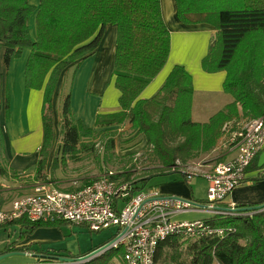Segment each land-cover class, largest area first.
<instances>
[{"label":"trees","instance_id":"16d2710c","mask_svg":"<svg viewBox=\"0 0 264 264\" xmlns=\"http://www.w3.org/2000/svg\"><path fill=\"white\" fill-rule=\"evenodd\" d=\"M175 1L177 16L182 22H215L216 32L202 59V68L206 72L224 70L223 90L233 98L203 123L191 119V77L182 66H174L165 83L153 95L139 98L141 91L163 68L169 53V30L161 15L159 0H38L37 5L29 0H0V50L4 49V63L7 65L28 46L30 52L25 63L24 85L29 89L43 90V138L33 171H29L30 176L34 174L35 183L55 186L50 183L48 174L58 169L59 163L66 161V156L74 159L83 150L91 152L100 162L112 160L115 149V131L112 129L125 124L129 125L130 131L143 136L152 166L142 175L134 176L136 169L132 164L128 169L114 173L113 180L129 184L131 193L144 189L146 180L156 175L179 172L181 177L176 181L187 183L188 172L184 167L189 160L213 150L223 135L225 123L234 117L254 119L264 114V0ZM32 10H35L36 26L33 39L28 28ZM107 24L116 27L113 81L119 91L118 108L98 113L93 126H88L73 116L71 89L69 93H63L62 99L59 98L61 93L57 96L56 111L52 100L61 73L64 71L62 78L71 66L77 70L79 63L95 52ZM56 112L61 115L62 138H57L53 128V114ZM98 137L104 154L94 149ZM48 165L51 166L49 172ZM9 172L13 177L19 175L14 169L0 166L1 177H10ZM107 172L105 169L101 173ZM263 178L264 171H261L255 180ZM96 179L85 178L79 187L59 189L69 192ZM5 193L0 183V210L10 199ZM30 193L32 188L20 197ZM228 203L227 198L218 205L228 211ZM236 206L234 213L205 218L207 223L223 230L220 235L188 238L186 241L171 236L160 241L154 264H264V201ZM52 217L32 220L18 216L1 222L0 227L16 225L18 233L16 240L8 242L0 254L20 252L33 256V264H67L65 259L82 257L119 233L114 224L94 230L82 222ZM62 223L84 225L90 231L109 227H115L116 231L109 240L76 256L52 247L44 248L37 242L24 247L16 245L38 227L60 226ZM113 249L115 252L110 259L103 262H98L104 255L100 253L90 260L73 264H114L123 260V247Z\"/></svg>","mask_w":264,"mask_h":264},{"label":"crops","instance_id":"0c3cea01","mask_svg":"<svg viewBox=\"0 0 264 264\" xmlns=\"http://www.w3.org/2000/svg\"><path fill=\"white\" fill-rule=\"evenodd\" d=\"M29 2L34 5L38 4V0L36 4V0H29ZM159 2L161 15L169 30V53L163 68L141 91L139 98H148L153 95L160 86L165 83L166 77L171 69L176 65L182 66L191 77L190 89L193 98L192 105L195 102V109L192 110L191 107V119L194 122H207L213 114L233 101L232 96L223 90L226 72L224 70L206 72L202 68V59L206 55L210 40L216 32L215 22L186 24L177 16L175 0H159ZM35 32H33V38L35 37ZM115 36V25H105L97 49L91 56L82 60L76 70L77 75L71 89V98L73 99V96H75V101H71V109L75 118H84L81 120L88 126L93 124L96 112H108L118 108V104L116 103L114 106H109L106 102L102 105L107 89L114 86L113 58ZM28 54L26 58H24V56H21V58H12L6 65L3 60V51L2 49L0 50V95L3 96V94H5L7 97V91L10 90L9 101L7 100L5 104L7 110L10 108V119L8 122L6 121L3 124L0 123V128L2 130H0V166H6L4 168L14 169L18 172L25 169L29 170L27 168H31L35 165L38 158L37 151L41 146L43 138V130L41 128L42 121L40 117L43 90L29 89L24 86V65ZM68 70L69 69H67L65 73ZM61 75L52 100L54 111H56L57 107L56 98L62 92L61 86L63 84V79H61ZM116 91L119 95V91L117 89ZM196 94L204 95L203 97H209L211 100L208 110L205 109L204 113L200 114L199 117H197L196 114V107L197 104L201 107V104L197 102L195 97ZM1 102L2 101H0V103ZM13 103H15V111H12L14 107ZM29 111L33 112L34 117L30 123L28 122L30 115ZM239 121L240 120H235L233 122ZM227 123H225L224 126ZM33 129H35L37 135H33ZM224 136H221L212 150L214 151L216 149L217 152L215 151V153H212L211 151L213 156H209L210 158L205 161V163L208 164H200L198 169H209L214 162L225 160L235 154L234 151L228 153L222 146L226 142ZM263 150L264 147L262 151ZM258 155L253 160L255 161V165H252V161L246 168L245 181L232 190L228 196V200H232L236 204L246 205L264 201V178L255 180L256 176L261 171H264V165L262 167H258L257 165ZM9 175L10 177L0 176V183L7 193L20 188L19 181H17L10 172ZM158 188L167 195L171 194L183 198H194L191 187L189 188L182 181L170 180L163 183ZM201 201L202 200H198V202ZM9 203L10 202H7L6 204L8 205ZM188 212H193V210L177 212L175 216L180 219H195L181 216ZM58 238H60V234L57 232L56 227L43 226L27 234L18 245L24 247L30 242L42 244L54 241ZM24 256L32 258V260L34 259L33 256L26 254ZM9 262L3 261L2 264H9Z\"/></svg>","mask_w":264,"mask_h":264},{"label":"built area","instance_id":"2783aa9c","mask_svg":"<svg viewBox=\"0 0 264 264\" xmlns=\"http://www.w3.org/2000/svg\"><path fill=\"white\" fill-rule=\"evenodd\" d=\"M222 146L228 153L234 151L235 154L206 170H186L188 179L196 173L206 181L204 201L167 195L158 188L131 193L129 184L113 180L114 173L109 171L89 185L69 192L35 183L32 193L14 200L8 211L0 210V223L18 216L35 220L52 215L85 223L94 230L114 224L119 233L97 247L100 250L96 256L122 246L124 259L115 264H154L157 245L168 237L199 238L223 233L221 228L207 223L206 219L174 216L188 210L202 211L209 217L235 212L237 206L232 200H229L228 211L218 203L225 201L232 190L245 181L246 168L262 152L264 114L249 120L240 129H232Z\"/></svg>","mask_w":264,"mask_h":264},{"label":"rangeland","instance_id":"374dc122","mask_svg":"<svg viewBox=\"0 0 264 264\" xmlns=\"http://www.w3.org/2000/svg\"><path fill=\"white\" fill-rule=\"evenodd\" d=\"M37 3V0L35 4ZM29 34L33 39V32H35V10H32L30 12L29 18ZM2 48V47H1ZM4 49L2 48V51ZM29 52V47L26 46L21 50V53L18 57H12V58H21V56H24L26 58V55ZM11 58V59H12ZM27 60V59H26ZM26 63V62H25ZM25 69V65H24ZM76 70L74 67L71 66L69 70L63 75L61 79H63V84L61 86L62 92L59 96V98L62 99L63 93H69L70 89H72V86L74 84V80L76 78ZM25 86V85H24ZM118 92L116 91L115 86H111L106 91V96L103 99L102 105L106 102L109 106L118 104ZM204 95L196 94V100L198 103L201 104V107H196V114L197 117L200 116V114L204 113V110H208V106L210 103L209 97H203ZM10 97V90L7 91V97L5 94L3 96L0 95V123H5L6 121L10 119V108L7 110L5 107L6 101H9ZM12 97V96H11ZM193 99V98H192ZM205 99V100H204ZM71 101H75V96H73V99L71 98ZM12 111H15V103ZM52 105L53 101H52ZM59 107L61 108L62 105L58 102ZM112 106V107H113ZM192 110L195 109V102L192 105ZM29 120L30 123L34 117L33 112H30ZM41 107H40V117H41ZM88 113V110H87ZM97 113V112H96ZM95 115L97 116V114ZM101 114L107 113V111H101L99 112ZM75 117V115H73ZM95 116V119H96ZM15 118V117H14ZM53 128L55 135L57 138H62V132L60 130V120L61 115L53 114ZM84 119V118H81ZM94 119V121H95ZM235 120H240L239 122H233ZM251 118H233L229 123L226 124V126H223V135L224 138H228L229 134L231 133V130H237L240 129L242 126H244ZM42 123V122H41ZM94 124V122H93ZM93 124L91 126H93ZM42 130L43 127L41 126ZM1 130V128H0ZM2 131V130H1ZM114 132V139H115V149L112 151L113 158L112 160H103L101 158V161L96 159L91 152L88 151H80L78 152L76 158H68L65 157L66 161L63 163H59V168L56 169L53 173H49L48 176H50V183L55 185V187L58 188H64L68 189L70 187L75 188L79 187L82 184V181L87 179H93V178H99L103 173H101L103 170L107 169L108 172L112 171L113 173L121 172L123 169H128L133 164L135 166L134 176H140L143 173L146 172V169L148 167L152 166V161H150L149 153L145 148V140L142 135L137 134L135 132L130 131L129 125L125 124L123 126L117 127V129L113 130ZM226 132V134H225ZM33 135H37L35 129H33ZM0 140H1V132H0ZM82 141L88 142L89 139H82ZM95 147L94 149H97L98 152H101L104 154V147L101 143V139L95 138ZM221 148V146H220ZM219 148V149H220ZM145 151V153H144ZM217 152L215 149L212 151V153ZM54 152V150H53ZM51 153V152H50ZM211 151L207 154H202L199 158H193V160H189L187 165L184 167L185 170L188 172H196V170L199 168L200 164H208L205 163L210 157L213 156ZM109 154V153H108ZM57 155V154H56ZM110 158V155L108 156ZM59 158V157H58ZM51 161H49L50 164ZM5 165V164H4ZM6 167V166H1ZM49 167V165H48ZM51 167V166H50ZM48 171L49 172V169ZM33 167L27 168L29 170H23L19 172V175L16 176V180L19 181L20 188L16 190H12L8 193H5V196H9V204L4 205L2 209L8 211L11 207V204L14 200L19 198L20 196L26 194L30 188L35 185V181H33L34 174L32 173V176H30L29 171H31ZM33 171V170H32ZM192 175L189 179V183H185L189 188L192 189V195L195 199H198L199 201H204L206 199V182L200 175ZM181 174L179 172L170 173V174H163V175H156L152 176L149 179L146 180L145 185L143 186L144 191H148L151 188L154 187H160L163 183L168 182L170 180H176V178H180ZM14 182V180H13ZM142 186V185H141ZM140 186V187H141ZM149 187V188H146ZM12 201V202H11ZM182 217L187 218H208L209 215L202 211H193L184 213L181 215ZM176 218V216H174ZM51 226V225H49ZM53 227L57 228V232L60 234V238L51 241V242H45L42 243V246L45 247H52L56 250H61V253L68 252L74 256L83 254L87 251H89L92 247L99 246L100 244L104 243L105 241L112 238L114 235L116 228L115 227H109L102 229L100 231H90L86 226L84 225H70L66 223H62L60 226L58 225H52ZM18 233V227L16 225H8L5 227H0V252H2L6 244L8 242H12L16 240V235ZM180 241H186L189 240L188 238H179ZM19 243V242H18ZM18 243L16 245H18ZM185 246V243L182 245ZM115 252V249H110L104 252V255L101 256V259L98 262H103L104 260L110 259V255H112ZM90 253V252H89ZM3 260V259H2ZM10 261V262H9ZM23 261V263H22ZM32 261L35 262V260H32V258H29L27 256L22 255H12V257L4 258V262H9V264H32ZM21 262V263H19ZM116 261L114 262V264ZM2 264V263H1ZM39 264V263H35ZM98 264V263H96Z\"/></svg>","mask_w":264,"mask_h":264},{"label":"water","instance_id":"95a60500","mask_svg":"<svg viewBox=\"0 0 264 264\" xmlns=\"http://www.w3.org/2000/svg\"><path fill=\"white\" fill-rule=\"evenodd\" d=\"M257 165L258 167H262L264 165V150L258 155L257 159ZM251 208V207H250ZM248 208V209H250ZM100 249H96L82 257L76 258V259H65L68 261L67 264H73V263H81L87 260H90L96 256V252H98ZM15 254H22L20 252H8V253H2L0 254V261L8 256L15 255Z\"/></svg>","mask_w":264,"mask_h":264}]
</instances>
